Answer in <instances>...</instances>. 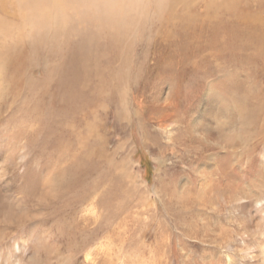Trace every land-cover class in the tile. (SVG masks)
I'll list each match as a JSON object with an SVG mask.
<instances>
[{
	"label": "rangeland",
	"instance_id": "rangeland-1",
	"mask_svg": "<svg viewBox=\"0 0 264 264\" xmlns=\"http://www.w3.org/2000/svg\"><path fill=\"white\" fill-rule=\"evenodd\" d=\"M151 33L124 49L125 62L110 63L102 42L77 62L62 59L63 73L70 74L68 64L79 70L63 101L52 68L62 52L78 48L74 38L31 41L19 69L0 54V264L30 257L26 240L37 242L47 264L55 250L67 264H261L264 93L238 108L220 100L234 119L243 112L254 121L251 158L233 160L188 142L176 126L184 129L208 86L188 71L176 92L151 67L149 82L140 84L137 67ZM246 80L251 85L245 73L237 75L242 86ZM167 93L169 108L163 105ZM45 100L53 108L46 119ZM53 172L64 177L56 196L44 180ZM14 194L23 211L10 216L5 198Z\"/></svg>",
	"mask_w": 264,
	"mask_h": 264
},
{
	"label": "bare ground",
	"instance_id": "bare-ground-1",
	"mask_svg": "<svg viewBox=\"0 0 264 264\" xmlns=\"http://www.w3.org/2000/svg\"><path fill=\"white\" fill-rule=\"evenodd\" d=\"M19 2L20 0H0V54H5L12 64L14 63L13 66H16V69H19L18 66L23 63L22 51L31 43L23 35ZM173 3L172 13L152 31L151 37L148 35L150 39L146 46L145 57L137 67V78L140 84L147 85L149 78L146 74L150 73L149 67L158 69L160 81H171V84L176 85L177 92L181 85L180 81L188 71L191 74L195 72L194 75H200V80L208 86L203 99L197 104L196 111L188 114L184 129L179 125L176 126L177 133L186 136L188 142L192 139L197 142L194 135L196 132L207 130L210 136L216 135L212 126L218 118L228 115L235 122L233 111L228 108L224 111L220 107L222 99H229V96L235 92L240 97H247L241 103L249 102L252 105L256 96L264 93V83L262 87L254 85L259 80L264 82V0H173ZM74 39L78 41L76 42L78 48L72 47L67 52V56L62 52L60 63L53 65L52 68L56 74L53 79L56 94L61 101L72 90V84L76 82L74 76H77L76 71H79L77 67L72 68V64L68 63L71 60L72 63L77 62L79 57L82 59V55L85 54L83 51L89 53L92 47L97 51L98 44L102 42L89 36H78ZM101 44L106 48L104 54L108 56L110 63L125 62L126 57L123 55L125 48L117 47L110 42ZM61 45L64 49L65 44ZM108 48L110 55H108L109 51L107 52ZM66 58L69 61L66 69L71 68L69 75L66 72L63 73L65 64L62 59L66 61ZM48 66L47 64L45 70ZM240 73H245L246 77L251 78V85L247 80L244 81L243 86L236 82L237 75ZM224 75L232 78L215 82V85L211 84V77L217 78ZM14 77L10 81L13 85L16 82ZM66 83L68 86L65 88ZM47 93L46 90V96ZM48 97L50 98V95ZM138 98L139 96H134L136 103L139 101ZM171 98L172 94L167 93L163 104L166 108H169ZM50 105L45 100L44 119L50 113L52 108ZM59 108L62 109L61 105ZM179 143L184 145L186 142L180 140ZM206 149L209 151L213 148ZM187 151L184 148V152ZM210 159L213 160L211 165L217 163L212 155ZM213 173L214 171H211V174ZM258 207L260 209V206ZM258 251L259 263L264 264V250L260 246Z\"/></svg>",
	"mask_w": 264,
	"mask_h": 264
},
{
	"label": "clouds",
	"instance_id": "clouds-1",
	"mask_svg": "<svg viewBox=\"0 0 264 264\" xmlns=\"http://www.w3.org/2000/svg\"><path fill=\"white\" fill-rule=\"evenodd\" d=\"M18 8L21 14V26L26 40H40L61 43L65 39L78 36L97 38L121 48L133 47L142 38L161 25L174 9L173 0H20ZM246 96L240 97L235 92L229 96L232 108H238ZM254 121L245 117L243 112L236 115L235 122L230 116L218 118L210 136L207 130L194 133L195 144L202 149H218L233 160L251 158ZM39 167L38 162L36 163ZM264 177V163L258 171ZM3 178V177H0ZM49 191L56 196L60 193L64 177L53 172L44 177ZM7 214L18 215L23 208L16 204L21 198L14 194L5 198ZM31 247L33 254L24 258L10 260L9 264H47L45 256L39 252L37 242L24 241V248ZM53 264H67L68 257L55 250L51 257Z\"/></svg>",
	"mask_w": 264,
	"mask_h": 264
}]
</instances>
